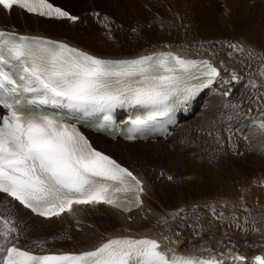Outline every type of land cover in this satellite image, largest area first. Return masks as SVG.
Masks as SVG:
<instances>
[{"label":"snow or ice","instance_id":"obj_1","mask_svg":"<svg viewBox=\"0 0 264 264\" xmlns=\"http://www.w3.org/2000/svg\"><path fill=\"white\" fill-rule=\"evenodd\" d=\"M14 6L41 17L79 19L49 0H0L7 12ZM219 77L209 61L170 52L107 60L60 41L0 30V108L6 112L0 115V194L48 220L72 214L76 206L140 208L141 180L94 148L77 123L102 112L108 127L116 108H147L145 117L131 121L126 139H136L143 127L194 100ZM252 124L264 138V120ZM0 225V264H223L215 256L165 250L149 238H115L94 250L39 255L12 242L19 239L13 221L0 217ZM255 261L264 264V256Z\"/></svg>","mask_w":264,"mask_h":264},{"label":"rangeland","instance_id":"obj_2","mask_svg":"<svg viewBox=\"0 0 264 264\" xmlns=\"http://www.w3.org/2000/svg\"><path fill=\"white\" fill-rule=\"evenodd\" d=\"M51 1L79 17L87 16L80 31L96 36L97 45L90 40L80 45L86 48L92 43L94 53L100 56L137 54L154 49L158 44H172L202 49L199 51L224 52L225 58L241 68L242 87L238 85L226 97L216 92L204 96L201 105L203 108L209 104V111L200 112L184 123L179 133L173 134L178 139L165 142L171 149L178 147L181 153L180 157L172 158L175 172L170 173L172 179L165 182L170 186L155 187L153 191L162 197H168L173 191L169 201L172 204L184 202L167 208L182 210L178 221L173 222L177 224V232L192 233L198 238L204 234L229 233L233 236L231 246L264 256V138L254 131L252 124L253 120H264V0H113L109 10L97 3L93 6L92 0ZM240 48L243 51L238 50ZM155 147L128 145L129 161L122 159L153 183L156 175L165 174L168 163L160 153L149 167L144 154L147 150L153 153ZM138 150L144 151L143 155ZM182 213L191 216L185 217ZM159 217L151 211L140 225L154 229ZM89 218L90 214H85L75 222L46 227L38 223L21 227L14 221L19 239L13 241L28 247L33 244L69 246L65 243L73 233L89 225ZM33 227L45 229V235L30 233ZM91 230L93 237L101 234L97 229ZM203 239L209 237L202 236Z\"/></svg>","mask_w":264,"mask_h":264},{"label":"bare ground","instance_id":"obj_3","mask_svg":"<svg viewBox=\"0 0 264 264\" xmlns=\"http://www.w3.org/2000/svg\"><path fill=\"white\" fill-rule=\"evenodd\" d=\"M57 1L64 3H72V2H76L77 0H57ZM111 1L113 0H92L91 4L94 6V4L97 3V5H100L101 7L103 6V8L109 10V8H111ZM120 1L126 2V0H120ZM56 5L60 6V3H57ZM2 16L6 19V23L2 22L4 20ZM73 16H79V15L73 14ZM86 20H87V16L86 17L81 16L77 23H71L70 21H66V20H62V21L44 20L42 18H39L38 16L28 15L16 9L13 10L8 15L0 7V26H4L6 24L15 25L20 29L19 32L23 34L40 35L51 39L62 40L64 42L70 43V45H73L97 57L113 58V59H123V58L134 59L158 51H170L182 58L198 57L209 60L220 70V77L213 85L214 87L212 86L213 88L202 90L200 97L198 98L197 101L194 102V107L192 108L193 111L196 110L195 115L189 116L188 118L182 117L181 118L182 122L179 124V127L175 130L176 132H178L181 128H183L182 127L183 123L191 121L200 112L205 113L209 111L210 108L209 104L205 105L206 107L203 108L202 105L199 104V100L202 101L204 96L213 92L214 93L216 92L218 94L230 92L231 95L234 89L238 85L242 87L244 78L242 76L241 68L237 67L234 61L225 58V55L223 56L224 52L223 54H219L215 52V49L214 51L212 50L213 52H215L213 53L210 51L209 52L205 51L207 49L203 51H199L202 49L197 48L198 50H196L191 46L187 47L182 45L158 44L157 45L158 47L154 49L146 50L140 53L138 52L137 54L125 52L118 54L119 56L117 57L100 56L98 55V53L97 54L94 53L93 49L95 48L91 47L92 43L89 45V47L86 48L83 47L85 45L83 46H81L82 44L80 45V43L84 44L86 42L85 40H90L93 42L94 45H97L98 38L96 36L92 37L91 35H86V33H81L82 31H80L81 29L80 25L86 23ZM90 24L91 26L94 25V23L92 22ZM92 29L93 27L90 28V31ZM76 35H83L84 38L80 39V37H77ZM73 37H75V39H73ZM121 55H127V56H121ZM234 74L240 78L239 83L237 85H228L227 84L228 79L232 77ZM175 136L176 135L167 137L166 140L158 139L154 141H147L146 143H142V142L127 143L120 140L111 141L110 139H107L105 137L95 135L90 132H86V137L89 139L91 144L98 151H101L111 156L123 167L126 166L129 169H131L133 174H135L144 183L143 205L141 206V208L137 211L127 214L104 205L95 208L90 206L89 207L76 206L74 213L72 214L66 213L58 218H53L51 220H48L33 216L30 212L25 210L16 201H12L10 198L6 197L5 195L3 196L0 194V217H4L13 222L18 221V224L21 227H25V225L28 223H38L43 227L53 224L61 225L69 222H75L77 220L82 219L83 215L90 214V218L87 221L89 225L84 226L81 231H77V233H73V237H71V239H69V241L65 243V245H69V246L43 247V246H38L37 244H33L32 247H28L14 241L12 242L17 243L18 245L17 244L16 245L18 247L24 248L36 254H51V253H80L82 251L94 250L100 244L107 242L109 239H115V238H133V239L149 238V239L157 240L163 249L167 250L171 248L179 254L193 255L202 258H210L211 256H215L216 258L222 259L224 264H256L255 257L257 256L256 254L259 253L253 251H251L253 253L248 252L233 244H232L233 246H231L230 242L233 236L229 233H222L220 235L216 233L204 234L201 235L200 238H198L196 237L198 235H192V233H187V234L182 233L183 234L182 235L180 232L176 231L177 226L175 225L177 224L173 225V222L178 221V217L181 215L182 210L177 208L174 211H171L168 210L167 208L170 209L171 208L170 206L172 205H174L173 207L175 208L176 204L181 205L184 202L179 203L178 201H175V203L172 204L169 201L170 200L169 196L172 195L173 191L171 193L169 192L170 195L168 197H162L161 195L153 191L155 187L161 189L162 187L166 188L167 186H170V183L169 184L166 183L167 181H169L168 179L169 174L174 173L176 168L172 158L178 157L181 152L179 151L180 149L178 147H174L173 149L167 147L165 145V142L171 139L172 140L178 139ZM94 142L96 145L94 144ZM128 145H134V146L144 145L145 147L156 146L153 149L155 150L153 153H151L149 150L146 151V154H144L145 162H147L149 164V167L151 168V166L154 164L153 159L160 157V153L163 156H165L168 159V163L166 167V172H167L166 178H165L166 172L164 175H156V182L153 183L151 182L149 177L146 176L147 178L146 179L145 175L142 172H139L136 169L133 170L132 168H130V166H128L125 163V161L123 162L122 159H127L129 157V150L127 148ZM121 149H124L122 153H121ZM115 152H117V154ZM143 152L144 151L142 150H138V153H140V155H143L141 154ZM127 161H129V159H127ZM160 183H165V184L161 185ZM168 188L171 189V187ZM166 193L167 190L165 191V194ZM151 211L157 214L158 217L160 216L159 219L155 222L154 229H150L148 227L140 225L141 220ZM164 214L165 215L168 214L167 217H164ZM182 215L185 217L191 216L190 214L187 215V213H182ZM210 225L212 224L210 223ZM213 225L212 227H215ZM91 228H93L94 230L95 229L99 230L101 234L98 233L100 235H98L97 237H93ZM108 228L111 229L108 230ZM102 229L105 231H102ZM44 230L45 229H37L33 227L29 231L30 233L39 232L38 235H41V237H43V235H45ZM197 231L199 232V229ZM202 236H208L209 239L202 240ZM233 256L244 257V261L241 262L239 260H233Z\"/></svg>","mask_w":264,"mask_h":264}]
</instances>
